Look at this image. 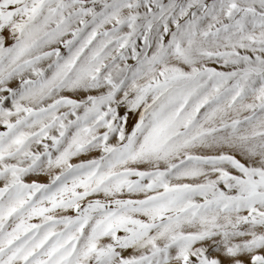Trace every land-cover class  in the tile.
<instances>
[{"label":"snow or ice","instance_id":"1","mask_svg":"<svg viewBox=\"0 0 264 264\" xmlns=\"http://www.w3.org/2000/svg\"><path fill=\"white\" fill-rule=\"evenodd\" d=\"M0 264H264V0H0Z\"/></svg>","mask_w":264,"mask_h":264}]
</instances>
